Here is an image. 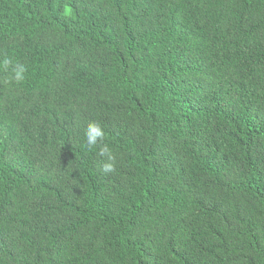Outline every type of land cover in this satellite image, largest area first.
<instances>
[{
    "label": "trees",
    "instance_id": "16d2710c",
    "mask_svg": "<svg viewBox=\"0 0 264 264\" xmlns=\"http://www.w3.org/2000/svg\"><path fill=\"white\" fill-rule=\"evenodd\" d=\"M3 55L0 264H264V0H0Z\"/></svg>",
    "mask_w": 264,
    "mask_h": 264
},
{
    "label": "clouds",
    "instance_id": "9594fccd",
    "mask_svg": "<svg viewBox=\"0 0 264 264\" xmlns=\"http://www.w3.org/2000/svg\"><path fill=\"white\" fill-rule=\"evenodd\" d=\"M0 70L10 71L7 83L10 85H22L26 80L27 69L23 64L14 63L8 55L0 56ZM85 141L89 150L98 149L97 155L104 158L106 162L102 165V171L112 173L115 170L116 156L106 143H101L105 137V132L97 122H89L85 128Z\"/></svg>",
    "mask_w": 264,
    "mask_h": 264
}]
</instances>
